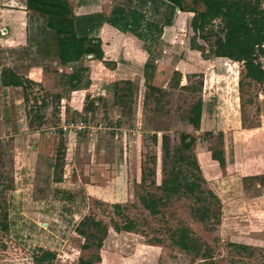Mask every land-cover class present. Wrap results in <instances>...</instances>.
I'll return each mask as SVG.
<instances>
[{"label": "rangeland", "instance_id": "rangeland-1", "mask_svg": "<svg viewBox=\"0 0 264 264\" xmlns=\"http://www.w3.org/2000/svg\"><path fill=\"white\" fill-rule=\"evenodd\" d=\"M7 1L0 7L13 9ZM200 2L185 0L186 11L176 13L169 47L157 54L163 74L126 76L118 95L114 88L103 92L107 85L97 77L91 94H73L71 85L61 86L67 73L49 63L42 82L23 75V87L0 88L10 108L8 120H0V264H34L43 251L57 255L53 264H80L94 254L103 264H264V84L247 79L242 63L214 56L219 20L207 28L208 41L198 37L192 23L204 9ZM9 18L0 12V81L15 58L30 54L17 48L24 31L8 26ZM44 31L54 47L56 33ZM259 63L264 69V55ZM87 82L90 74L82 86ZM199 102L197 129L190 118ZM164 133L174 144L182 135L195 139L187 153L198 161L205 189L220 200L208 197L205 222L187 197L171 199L156 216L142 205L143 196H161ZM212 152L222 153V164ZM86 217L108 228L100 251L82 249L76 228ZM112 219L120 227L130 219L136 229L118 233ZM178 227L200 241V254L171 242Z\"/></svg>", "mask_w": 264, "mask_h": 264}, {"label": "trees", "instance_id": "trees-1", "mask_svg": "<svg viewBox=\"0 0 264 264\" xmlns=\"http://www.w3.org/2000/svg\"><path fill=\"white\" fill-rule=\"evenodd\" d=\"M180 11H186L185 0H164ZM204 8L193 20V29L198 37L204 41L209 40L206 35L207 28L217 20L221 22L216 40L211 44L212 52L217 58H224L233 62L242 63L245 68V77L257 84H264V69L259 63V59L264 55V2L263 0H201ZM195 6L197 5L194 1ZM28 8L39 12L42 17L48 19V28L53 30L57 37L58 56L60 64L72 70L70 74L63 76L64 84L71 85L73 90L89 88L90 82L83 85L84 77L90 73V68L85 66V59L93 56L95 60L102 61L104 52L102 42L94 38H81L77 36L74 27V18L67 3L64 0H28ZM124 29L131 27V32H137L143 26L144 17L135 11L129 12L126 16ZM111 23L119 27L118 22L112 19ZM148 32L155 28L162 34L160 25L146 23L144 25ZM121 27V26H120ZM122 28V27H121ZM128 30V29H127ZM5 31V30H4ZM195 48V47H194ZM199 49V48H195ZM200 50V49H199ZM1 82L4 87H23L21 78L10 69H5L1 73ZM133 90V83H128ZM115 89V94L119 88V83H112L106 87L107 94ZM264 92V89H263ZM118 95V94H116ZM60 100V97H58ZM202 113V103L199 102L193 108L190 122L195 128L200 127ZM195 139L189 135H182L179 144H174L172 137L164 133L161 136V149L164 152L166 175L157 186L161 196L146 195L141 198L143 207L156 216L160 214L171 199L187 197L194 201L196 207L193 209L200 221L205 222L210 219V208L205 207L208 197L216 198V195L204 187V178L198 161L187 152L191 149ZM212 159L218 163H223L222 153L212 152ZM264 185V177L260 179ZM218 202L220 200L216 198ZM114 210L120 214L121 205H113ZM114 229L120 233L122 231L134 232L136 224L130 219H126L124 227H120L112 219ZM89 227L91 229H89ZM92 228L97 231L93 233ZM1 230L8 231V225L3 224ZM76 232L85 239L83 250L94 247L100 251L105 237L108 235V228L102 222L93 218H84L76 228ZM171 242L188 253L200 254L202 247L200 241L191 236L187 227H178L170 235ZM208 259L207 252L203 254ZM57 255L51 251H43L42 255L34 258V264H53ZM80 264L101 263L100 254H94L88 259L80 257Z\"/></svg>", "mask_w": 264, "mask_h": 264}, {"label": "crops", "instance_id": "crops-1", "mask_svg": "<svg viewBox=\"0 0 264 264\" xmlns=\"http://www.w3.org/2000/svg\"><path fill=\"white\" fill-rule=\"evenodd\" d=\"M64 1L67 3V9L73 14L77 36L100 40L104 52L102 61L95 60L93 56H88L84 60L85 66L90 68L89 74L92 83H90L89 88L72 91L73 94L76 92H89L91 94L97 84L96 82H104V86H108L112 83H118L126 76L134 81L146 77L154 79L157 75L163 74V67H161L159 61L161 56L158 58L157 54H159V51L164 53L163 49L169 47L168 38L174 28L173 22L176 13L177 15L183 13L178 8L173 7L164 0ZM9 3L11 5H8ZM5 5L13 8L0 7L2 14L12 15V18H9L11 20L7 23L8 26L13 25L16 29L24 31V38L21 39L20 47L17 48H22V51H25L24 55L26 52L27 54L30 52L27 56L19 55L18 58L14 59L16 67L13 65L8 68L18 76L25 75L26 78L33 79L35 82H42L45 78L46 70L43 67L47 63L58 66L59 70L70 74L72 70L60 64L57 42L53 47L54 43H49L47 36L43 33L44 30L47 32L50 30L48 19L42 17L38 11L29 9L28 0H8ZM132 11L140 13L145 20L142 28L137 32H131V27L124 29L123 25L127 20L126 16ZM163 18L165 20L161 22L160 19ZM112 19L118 22L119 27L111 23ZM148 22L154 23L156 26L161 24L162 34L159 36L155 28H151L148 32L144 26ZM31 31H33L34 37L30 36V34L32 35ZM94 67H97L99 73H94ZM23 71H26V74L22 73ZM150 74H152V78ZM95 77L98 78L96 82ZM65 85L62 83L61 86ZM0 88L2 90L6 89L8 92L11 89V87H2V85ZM104 91L106 92L105 89ZM60 101L66 103L67 99L61 97ZM7 103V97L0 98V104L5 106ZM5 109L6 112L0 114L1 121L8 120L10 108L5 106Z\"/></svg>", "mask_w": 264, "mask_h": 264}]
</instances>
